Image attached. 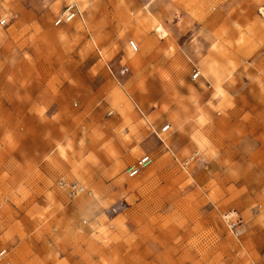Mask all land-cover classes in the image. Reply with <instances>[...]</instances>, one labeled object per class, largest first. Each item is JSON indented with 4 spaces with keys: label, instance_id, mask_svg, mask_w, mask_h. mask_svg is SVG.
Returning a JSON list of instances; mask_svg holds the SVG:
<instances>
[{
    "label": "rangeland",
    "instance_id": "374dc122",
    "mask_svg": "<svg viewBox=\"0 0 264 264\" xmlns=\"http://www.w3.org/2000/svg\"><path fill=\"white\" fill-rule=\"evenodd\" d=\"M27 1L0 0V264H264V0Z\"/></svg>",
    "mask_w": 264,
    "mask_h": 264
},
{
    "label": "built area",
    "instance_id": "2783aa9c",
    "mask_svg": "<svg viewBox=\"0 0 264 264\" xmlns=\"http://www.w3.org/2000/svg\"><path fill=\"white\" fill-rule=\"evenodd\" d=\"M62 15L58 16L55 20V25L61 24L63 22H69L74 18H80L81 13L77 6L75 4H68L64 8ZM0 25L5 26L7 25L6 19L0 20ZM128 46L134 51H139V45L134 40H129ZM199 71L197 69L193 70L192 79H196L199 77ZM137 109V108H136ZM139 111V115L143 118V113ZM112 110L108 111V114H112ZM168 128L167 125L163 127V130H166ZM162 141V140H161ZM200 153L198 151H193L190 155H188L184 160H182V166L183 167H189L194 163H197L200 161ZM153 164V158L150 156V154H143L138 159H136L133 163L128 165V167L125 169V174L129 178H134L138 175H140L143 171H145L147 168H149ZM203 166H207V163H203ZM57 187L68 197V198H74L78 195H81L85 192V187L78 183L77 181H71L66 178L60 177L56 180ZM242 219L240 217H236L234 219H231L228 221V226L234 234L239 235L242 232ZM5 253V250L0 251V256H2Z\"/></svg>",
    "mask_w": 264,
    "mask_h": 264
},
{
    "label": "crops",
    "instance_id": "0c3cea01",
    "mask_svg": "<svg viewBox=\"0 0 264 264\" xmlns=\"http://www.w3.org/2000/svg\"><path fill=\"white\" fill-rule=\"evenodd\" d=\"M23 5H26L27 9H38V3L37 2H32L31 0L28 2H23ZM31 21V20H30ZM8 24V23H7ZM6 26V25H5ZM7 29V28H5ZM164 62V57L159 58V64ZM164 145V144H163ZM165 146V145H164Z\"/></svg>",
    "mask_w": 264,
    "mask_h": 264
},
{
    "label": "bare ground",
    "instance_id": "6f19581e",
    "mask_svg": "<svg viewBox=\"0 0 264 264\" xmlns=\"http://www.w3.org/2000/svg\"><path fill=\"white\" fill-rule=\"evenodd\" d=\"M70 4H75V3H70ZM76 5V4H75ZM77 6V5H76ZM66 7V6H65ZM78 8V7H77ZM79 9V8H78ZM80 11V10H79ZM63 12V11H62ZM61 12V13H62ZM60 13V16L62 15ZM73 20V19H72ZM71 20V21H72ZM70 22V21H69ZM156 32H161L162 33V36L164 35V33H165V31L163 30V28L161 27V26H158L157 28H156ZM162 36H160V37H162ZM151 156V155H150ZM152 157V156H151ZM181 163V165H182V161L180 162ZM183 167V166H182ZM184 168H187V167H184Z\"/></svg>",
    "mask_w": 264,
    "mask_h": 264
}]
</instances>
